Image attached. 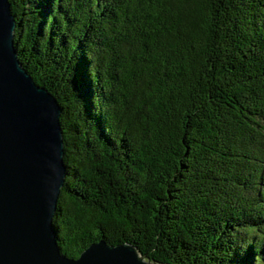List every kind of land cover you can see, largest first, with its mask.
<instances>
[{
  "label": "trees",
  "instance_id": "16d2710c",
  "mask_svg": "<svg viewBox=\"0 0 264 264\" xmlns=\"http://www.w3.org/2000/svg\"><path fill=\"white\" fill-rule=\"evenodd\" d=\"M56 99L61 253L264 264V0H9Z\"/></svg>",
  "mask_w": 264,
  "mask_h": 264
},
{
  "label": "water",
  "instance_id": "95a60500",
  "mask_svg": "<svg viewBox=\"0 0 264 264\" xmlns=\"http://www.w3.org/2000/svg\"><path fill=\"white\" fill-rule=\"evenodd\" d=\"M15 27L0 0V264H161L103 238L77 257L61 253L52 223L66 175L61 109L19 61Z\"/></svg>",
  "mask_w": 264,
  "mask_h": 264
}]
</instances>
